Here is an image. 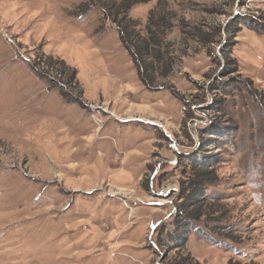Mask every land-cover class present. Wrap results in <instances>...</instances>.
Wrapping results in <instances>:
<instances>
[{"label":"rangeland","instance_id":"obj_1","mask_svg":"<svg viewBox=\"0 0 264 264\" xmlns=\"http://www.w3.org/2000/svg\"><path fill=\"white\" fill-rule=\"evenodd\" d=\"M114 1L0 0V264H170L156 239L182 228L202 263L264 264V0H148L120 26ZM162 20L151 85L119 30Z\"/></svg>","mask_w":264,"mask_h":264},{"label":"trees","instance_id":"obj_2","mask_svg":"<svg viewBox=\"0 0 264 264\" xmlns=\"http://www.w3.org/2000/svg\"><path fill=\"white\" fill-rule=\"evenodd\" d=\"M148 0H120L118 2L114 1L112 4L114 5L113 8H111L110 15L113 16L114 22L117 23V25H122L126 21L128 23H133V20L129 16L130 11L137 5L146 3ZM117 8V11L115 12V9ZM115 12V13H114ZM121 19L120 21L118 20ZM135 27V26H134ZM162 27L163 32L161 36H152L148 39H142L144 42L141 45H138L135 43V41L132 39L131 41L128 40L129 38H132V32L133 27L131 25L123 26L119 30L122 34V42L125 45L126 49L130 53L134 64L137 68V71L141 77V79L147 83L149 82L151 85L154 83L153 77L154 75H157L158 73V67L161 70L159 73L161 76L166 77L170 75L172 72V66H173V58L170 51L169 45L166 44V47L164 49L160 48L161 46L165 45L168 32L172 29V24L170 21L162 20ZM152 43V45L150 44ZM44 63H42L43 65ZM157 65V68H156ZM50 70H47V72H44L42 74V78L47 79L50 77L51 74H53L55 77L59 79H65L68 81L70 85L77 86V79H76V73L74 71H71L70 77L68 74L69 69H58L53 68L51 66H48ZM147 78V80H146ZM155 79V78H154ZM147 81V82H146ZM213 173L211 170H202L200 173L201 179H204L203 182H195V185H199V188H201V192L204 188L207 187L208 181L206 180L210 174ZM203 187V188H202ZM196 191V189H195ZM196 194H193L194 196ZM200 205H191L188 207H185V205L182 206L181 211H184L183 209H188L193 211L189 217H186L187 220L190 222H194L195 219H199V216L197 213L200 210L198 208ZM189 207H194L192 209H189ZM180 222H178V225ZM185 228V227H184ZM188 239V232L187 230L179 229V231L175 234H171L170 236H164L159 235L156 239L157 246L161 248H174L177 249L176 254H182L179 257H175V261L170 262V264H206L198 261L194 257L191 256L190 252H187L185 249L186 242ZM173 249V250H174ZM181 251V252H180ZM180 252V253H179ZM179 258V259H178ZM228 264H241L239 261H229Z\"/></svg>","mask_w":264,"mask_h":264}]
</instances>
